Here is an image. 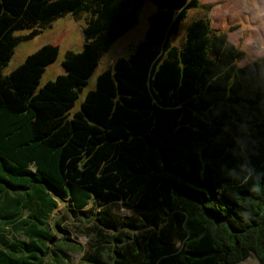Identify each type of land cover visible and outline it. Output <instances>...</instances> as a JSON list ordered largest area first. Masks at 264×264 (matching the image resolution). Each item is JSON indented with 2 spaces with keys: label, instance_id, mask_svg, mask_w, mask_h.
Returning <instances> with one entry per match:
<instances>
[{
  "label": "trees",
  "instance_id": "obj_1",
  "mask_svg": "<svg viewBox=\"0 0 264 264\" xmlns=\"http://www.w3.org/2000/svg\"><path fill=\"white\" fill-rule=\"evenodd\" d=\"M146 1L0 0V264L84 251L55 216L65 201L93 224L89 264H264V53L239 65L246 52L213 28L214 4L152 0L145 39L75 109ZM192 9L203 15L176 43ZM68 13L85 20L84 44L64 73L41 83L52 43L4 73ZM112 204L134 221L113 223Z\"/></svg>",
  "mask_w": 264,
  "mask_h": 264
},
{
  "label": "rangeland",
  "instance_id": "obj_2",
  "mask_svg": "<svg viewBox=\"0 0 264 264\" xmlns=\"http://www.w3.org/2000/svg\"><path fill=\"white\" fill-rule=\"evenodd\" d=\"M201 3H212L214 8L211 12L212 26L216 30L224 31L228 34L230 41L235 43L241 50L246 52V56L239 65H245L264 53V0H200ZM157 10V6L152 0H147L139 12V23L119 38L111 48L102 56L99 66L88 81V85L80 94L75 109L80 107L88 90L95 87L97 76L119 57H128L133 53L143 39L149 27V16ZM203 15L199 9L190 10L188 19L182 24V32L175 40L180 43L187 23L193 17ZM85 20L76 19L68 13L57 18L51 26L46 27L35 37L22 41L15 50L12 59L4 69V73H9L13 68L22 63L28 54L34 52L44 44H56L60 48V54L56 61L51 63L44 73L41 83L55 79L57 75L64 73L63 59L67 50L81 51L84 44ZM28 31L21 30L17 34L24 35ZM73 206L69 201L60 203L55 210V216L62 219L63 226L70 231L71 238L80 242L84 251L70 252L69 264H89L92 248L90 245L93 235L90 227L92 222L78 220L77 212L72 211ZM113 223L121 225L132 219L134 215L123 209L119 204L109 206ZM96 211V210H95ZM94 211V212H95ZM139 222V219H136ZM22 239L24 237H21ZM240 264H260L253 254Z\"/></svg>",
  "mask_w": 264,
  "mask_h": 264
}]
</instances>
